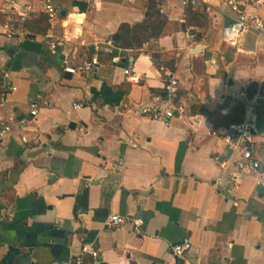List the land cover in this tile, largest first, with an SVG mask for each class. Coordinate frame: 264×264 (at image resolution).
Segmentation results:
<instances>
[{
  "label": "crops",
  "instance_id": "0c3cea01",
  "mask_svg": "<svg viewBox=\"0 0 264 264\" xmlns=\"http://www.w3.org/2000/svg\"><path fill=\"white\" fill-rule=\"evenodd\" d=\"M228 1L206 0L207 25L192 27L181 0H52L47 34L20 25L26 33L8 39L5 23L46 15L44 0H0V128L10 127L0 140V264H75L83 244L98 251L89 264H264V187L211 135L253 107L264 162V34L226 43ZM235 1L264 21V0ZM123 27L148 33L126 52L139 83L110 65L64 72ZM160 65L180 80L188 115L168 124L139 111L164 95ZM111 214L142 219V235L106 226ZM184 239L190 249L174 256Z\"/></svg>",
  "mask_w": 264,
  "mask_h": 264
},
{
  "label": "built area",
  "instance_id": "2783aa9c",
  "mask_svg": "<svg viewBox=\"0 0 264 264\" xmlns=\"http://www.w3.org/2000/svg\"><path fill=\"white\" fill-rule=\"evenodd\" d=\"M206 3V0H181L182 7L198 8ZM227 5L236 13L232 22L222 29V38L230 45L236 46L242 36L250 31L264 34V21L255 14H249L240 8V4L235 0H229ZM45 13L52 22L57 18L58 12L53 5L52 0H44ZM27 18L26 14H20L10 19L3 26L4 35L12 39L17 35L26 33L20 28ZM54 47V43H51ZM130 49L121 48L116 41H108L98 44L95 47V54L88 61L83 62L79 67H65L64 72L68 73H89L110 65L121 68L129 82L139 83L141 76L137 74L133 67V58L129 57L126 52ZM159 72L163 79L164 95H155L151 103L140 108L142 116H148L153 120H160L169 123L173 118H186L187 110L185 103L180 99L181 83L174 71H170L166 66L160 65ZM264 100V97H263ZM75 109L82 105L74 104ZM39 107L36 103L31 105L30 114L36 116ZM254 108H250V116L240 123H233L222 131H212L211 135L224 141L233 151L240 154V160L237 166L240 171L253 173L264 187V162L258 160L255 156L254 148L251 142V136L255 133L253 119L251 118ZM10 130L9 126L0 128V140ZM124 162L120 161L115 168H122ZM126 225L131 226V231L135 235H142L143 220L136 217H127L124 215L111 214L106 222L109 228H119ZM191 247L189 239H184L182 243L173 247V255L176 257L183 256ZM86 256L97 258L98 251L89 244H83L81 254L75 258V264H89L85 259Z\"/></svg>",
  "mask_w": 264,
  "mask_h": 264
},
{
  "label": "trees",
  "instance_id": "16d2710c",
  "mask_svg": "<svg viewBox=\"0 0 264 264\" xmlns=\"http://www.w3.org/2000/svg\"><path fill=\"white\" fill-rule=\"evenodd\" d=\"M187 15H188V21L186 22V26H198V27H204L207 25V17L204 13L199 11L198 8H187ZM51 24V21L47 15H42L38 18H26V20L19 24L24 26L26 29H28L31 33L34 34H47L49 26ZM162 32L161 27L157 28L156 31H154L153 34H150V36L157 37ZM148 39V33H144L143 27H137V28H127L123 27L120 32V38L116 42L117 45H119L121 48L124 49H130L134 48L136 46H140L144 44V42ZM168 68V67H167ZM170 71H173L169 69ZM4 94V82L3 78L0 76V101L2 100ZM242 108L238 109V112L240 113ZM232 117L234 115L233 122L239 123L242 121V111L239 114H235L232 112ZM238 115V116H237ZM237 116V117H235ZM230 122L232 123L231 118H228V122L226 127L230 125Z\"/></svg>",
  "mask_w": 264,
  "mask_h": 264
}]
</instances>
